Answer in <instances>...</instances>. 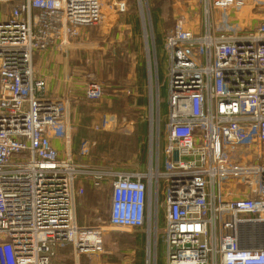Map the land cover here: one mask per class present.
<instances>
[{
    "label": "built area",
    "instance_id": "1",
    "mask_svg": "<svg viewBox=\"0 0 264 264\" xmlns=\"http://www.w3.org/2000/svg\"><path fill=\"white\" fill-rule=\"evenodd\" d=\"M12 1L0 18V264H71L100 255L116 229H142L156 253L162 212L165 264H264V245L240 239L242 229L264 239V20L243 36L217 27L214 12L241 0H201L198 30L175 19L164 46L165 133L151 122L146 170L123 172L74 159L67 100L34 64L100 26L102 0ZM115 5L128 10L126 0ZM85 92L103 97L98 82ZM240 146L260 160L241 161ZM88 179L96 189L111 179L110 211L96 226L77 220Z\"/></svg>",
    "mask_w": 264,
    "mask_h": 264
},
{
    "label": "rangeland",
    "instance_id": "2",
    "mask_svg": "<svg viewBox=\"0 0 264 264\" xmlns=\"http://www.w3.org/2000/svg\"><path fill=\"white\" fill-rule=\"evenodd\" d=\"M119 1L102 0L101 25L87 29L72 48L52 52L56 60L45 63L44 71L55 80L56 90H50L51 94L67 100L72 135L68 151L74 159L107 170L145 171L150 123L160 120L162 135L165 133L168 84L164 36L175 26L174 17L179 10L193 15L189 16L192 20L195 14L203 15V5L201 0H126L127 12L118 14L115 3ZM241 1L242 5L236 9L214 12L217 27L243 36L262 23L264 0ZM13 2L0 1V18L8 15ZM159 36L164 44L161 48L157 43ZM40 55L34 57L38 70ZM91 82L101 85L103 97L87 96L86 86ZM104 119L108 120L109 127L100 125ZM236 153L247 163L260 160L254 146L236 147L232 154ZM261 155L264 157V151ZM110 185L111 179L98 189L89 179L84 183L76 208L80 226H96L107 218L112 195ZM163 223L162 212L156 253L154 249L149 250L147 239L142 235L145 233L116 229L105 234L104 251L100 255H83L71 264H165ZM73 252L69 248L60 254L66 259L68 254H65ZM55 257L52 264H67Z\"/></svg>",
    "mask_w": 264,
    "mask_h": 264
},
{
    "label": "crops",
    "instance_id": "3",
    "mask_svg": "<svg viewBox=\"0 0 264 264\" xmlns=\"http://www.w3.org/2000/svg\"><path fill=\"white\" fill-rule=\"evenodd\" d=\"M203 9V8H202ZM184 12H186V11H182V10H179V12L178 13H176L175 14V17H174V21H175V19L179 16V15H185V17H187V22H188V24H189V26L190 27H192V28H194V29H200L201 27H202V16H201V14H195V18H193L192 20H189V16H193V15H187V14H185ZM218 12V11H217ZM174 27H172V29H173ZM170 31V30H169ZM166 35H167V32H166V34H165V36H164V39H165V37H166ZM55 50H52V51H49V52H46V53H44V54H41L39 57V60L40 61H38V68H39V70L37 69V72L40 74V75H42V76H44V77H46L47 79H48V83H49V88H50V90H54L55 88V86H54V77L53 76H51V74L50 73H46L45 71H44V64L46 63V64H49V63H52L54 60H56V59H54L55 57L53 56V53L52 52H54ZM48 62V63H47ZM165 76H166V73H165ZM56 90V89H55ZM54 92V91H53ZM169 93V92H168ZM167 98H168V96H167ZM72 136V135H71ZM55 144H56V146H57V148L59 149V151L60 152H64L65 151V149H66V146H64V143H62V142H60V141H55L54 142ZM134 231H139L141 234L142 233H144L143 232V230L142 229H136V230H134ZM143 235V237H145L144 236V234H142ZM141 239H143L142 237H141Z\"/></svg>",
    "mask_w": 264,
    "mask_h": 264
},
{
    "label": "bare ground",
    "instance_id": "4",
    "mask_svg": "<svg viewBox=\"0 0 264 264\" xmlns=\"http://www.w3.org/2000/svg\"><path fill=\"white\" fill-rule=\"evenodd\" d=\"M68 126H69V123H68ZM69 128H70V126H69ZM260 236H261L260 233H258L257 231H253L252 230V232H250V233H247L246 229H243L241 231V237L243 239L242 242L244 244L248 243L250 245L251 244H254L255 245L256 243H260V240L257 239ZM248 238L249 239H252V241L250 242Z\"/></svg>",
    "mask_w": 264,
    "mask_h": 264
},
{
    "label": "water",
    "instance_id": "5",
    "mask_svg": "<svg viewBox=\"0 0 264 264\" xmlns=\"http://www.w3.org/2000/svg\"><path fill=\"white\" fill-rule=\"evenodd\" d=\"M175 157H176V159H178V157H177V153H175ZM243 230V229H242ZM241 230V231H242ZM241 231H240V239H241V241L243 240L242 239V237H241ZM246 231H247V233H250L249 231H248V229H246ZM249 239V238H248ZM258 240H260V243H256L255 245L256 246H261V245H264L263 243H264V239L262 238V236H260V237H258L257 238ZM249 241H252V239H249ZM243 243V242H242ZM244 244V243H243Z\"/></svg>",
    "mask_w": 264,
    "mask_h": 264
},
{
    "label": "trees",
    "instance_id": "6",
    "mask_svg": "<svg viewBox=\"0 0 264 264\" xmlns=\"http://www.w3.org/2000/svg\"><path fill=\"white\" fill-rule=\"evenodd\" d=\"M157 43L159 44H157L160 48L162 47V45L164 46V44H163V39H161L160 38V36L158 37V41H157Z\"/></svg>",
    "mask_w": 264,
    "mask_h": 264
}]
</instances>
